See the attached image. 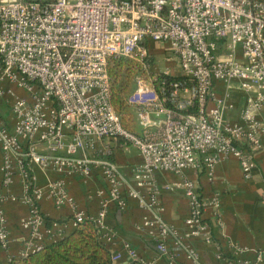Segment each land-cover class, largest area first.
I'll return each instance as SVG.
<instances>
[{
    "label": "built area",
    "instance_id": "obj_1",
    "mask_svg": "<svg viewBox=\"0 0 264 264\" xmlns=\"http://www.w3.org/2000/svg\"><path fill=\"white\" fill-rule=\"evenodd\" d=\"M150 41L164 45L177 60L182 79L159 80L160 73L171 74L149 61ZM110 57L140 64L127 97L138 132L124 127L113 107ZM216 80H237L248 94L243 126L224 122V99L212 91ZM0 96H6L12 113L10 126L0 117L2 184L9 187L18 177L21 188L19 194L0 192L2 249L9 246L4 203L16 201L27 208L19 222L27 236L9 260L24 258L46 242L39 206L43 194L56 208L69 209L74 228L90 219L102 238L114 242L108 210L111 204L125 208L126 201L124 181L105 145L112 139L133 146L141 157L133 167V181L137 187L149 186L147 198L134 187L127 197L156 214L143 217L138 230L171 262L170 239L198 264L186 241H209L197 185L184 177L167 186L187 199V230L180 234L160 215L153 174L163 170L182 176L188 169L204 168L210 175L218 161L234 156L243 177H250L255 166L250 151L264 135V122L255 117L264 105V0H0ZM190 107L196 111L185 112ZM34 167L60 176L38 186ZM94 168L105 187L95 191L99 208L92 217L68 193L64 177L90 178ZM127 250L131 259L158 264ZM119 257L112 255L113 261ZM246 264H262L261 255Z\"/></svg>",
    "mask_w": 264,
    "mask_h": 264
},
{
    "label": "crops",
    "instance_id": "obj_2",
    "mask_svg": "<svg viewBox=\"0 0 264 264\" xmlns=\"http://www.w3.org/2000/svg\"><path fill=\"white\" fill-rule=\"evenodd\" d=\"M148 46L151 56L160 60L161 69H168L172 76L180 75L177 60L169 57L168 52L163 54L164 45L150 41ZM219 49L224 53L225 45L220 43ZM236 56L241 60L239 50ZM212 91L215 97L224 99L226 105L223 109L224 122L243 126L241 113L246 106L248 94L240 87L239 82L216 80ZM0 117L8 126L12 124V113L6 96H0ZM255 117L264 122V105L255 113ZM137 128L138 130L134 131L138 132L139 127ZM105 145L112 149L111 158L124 181L121 194L126 201L125 208L111 204L106 218V223L116 231L114 242L103 238L111 254L120 255L114 262L124 264L131 259L127 252V249L131 248L139 257L157 259L158 264H195L187 257L185 248L173 246L170 239L168 245L174 255L171 262L167 257L161 256L154 243L138 230L143 217L156 214L154 209L140 205L137 199L127 197V191L134 187L143 199L147 198L149 186L137 187L133 181V167L141 162V157L133 146L122 145L118 140L108 139ZM37 149L44 150V146L39 145ZM250 152L255 166L247 179L243 177L239 160L234 156L218 161L210 175L204 168L188 169L182 176L163 170L153 174V182L159 187L158 200L162 207L160 215L180 234L187 230L184 223L188 213L187 199L181 190L168 189L167 186L184 177L196 183L204 201L202 222L209 234V241L201 238L186 240L196 251L198 264H246L254 261L258 254L261 255L264 264V135L260 137V144ZM1 163L0 151V167ZM33 172L38 186H44L48 179L60 176L38 167H34ZM64 180L68 193L77 201L78 207L88 216H95L99 208V198L95 191L105 187L100 170L94 168L90 178L69 175L65 176ZM7 189L11 193L19 194L21 191L19 179L14 177L13 183L5 188L0 170V192ZM39 206L45 218L46 242L63 237L74 228L69 209L56 208L47 194H43ZM4 212L9 231V246L7 250L0 247V264H7L9 258L18 253L23 239L27 236L26 230L19 225L20 220L27 215L26 206L16 201H6Z\"/></svg>",
    "mask_w": 264,
    "mask_h": 264
},
{
    "label": "trees",
    "instance_id": "obj_3",
    "mask_svg": "<svg viewBox=\"0 0 264 264\" xmlns=\"http://www.w3.org/2000/svg\"><path fill=\"white\" fill-rule=\"evenodd\" d=\"M151 62V59H149ZM108 75L111 83V101L122 125L126 123L127 97L133 90V79L140 69L138 61L120 57L108 60ZM181 76L160 73L159 80L182 79ZM158 82V81H157ZM155 83L158 86V83ZM190 107L185 112H195ZM7 264H116L110 250L90 219H86L63 237L47 241L24 258H13ZM124 264H143L139 259H129Z\"/></svg>",
    "mask_w": 264,
    "mask_h": 264
},
{
    "label": "rangeland",
    "instance_id": "obj_4",
    "mask_svg": "<svg viewBox=\"0 0 264 264\" xmlns=\"http://www.w3.org/2000/svg\"><path fill=\"white\" fill-rule=\"evenodd\" d=\"M160 48H162V47H160ZM162 52H163V48H162ZM166 52L167 51L165 50V47H164L163 54L166 53ZM150 59H151V62L154 63V65H157V69H159V70L166 69V68H163V67H162L163 69H161L162 65L159 63L160 60H156L153 56H151ZM133 87H134V79H133ZM126 113L127 114H126L124 120L128 124V127H131L132 130H138V128H137L138 126H137V122H136V118H135V110H134V108L131 107V106H127Z\"/></svg>",
    "mask_w": 264,
    "mask_h": 264
},
{
    "label": "water",
    "instance_id": "obj_5",
    "mask_svg": "<svg viewBox=\"0 0 264 264\" xmlns=\"http://www.w3.org/2000/svg\"><path fill=\"white\" fill-rule=\"evenodd\" d=\"M119 264H121V263H119Z\"/></svg>",
    "mask_w": 264,
    "mask_h": 264
}]
</instances>
